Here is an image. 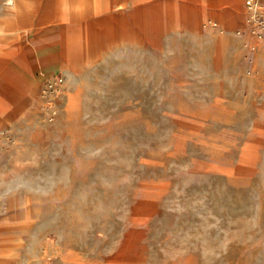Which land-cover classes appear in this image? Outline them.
I'll use <instances>...</instances> for the list:
<instances>
[{
    "label": "rangeland",
    "instance_id": "obj_1",
    "mask_svg": "<svg viewBox=\"0 0 264 264\" xmlns=\"http://www.w3.org/2000/svg\"><path fill=\"white\" fill-rule=\"evenodd\" d=\"M257 15L0 0V264H264Z\"/></svg>",
    "mask_w": 264,
    "mask_h": 264
},
{
    "label": "bare ground",
    "instance_id": "obj_2",
    "mask_svg": "<svg viewBox=\"0 0 264 264\" xmlns=\"http://www.w3.org/2000/svg\"><path fill=\"white\" fill-rule=\"evenodd\" d=\"M234 1V0H233ZM264 3V0H254L251 6H248L249 10L256 11ZM11 89V91H9ZM9 100L17 97L18 91L10 85H4L3 90L1 91Z\"/></svg>",
    "mask_w": 264,
    "mask_h": 264
},
{
    "label": "built area",
    "instance_id": "obj_3",
    "mask_svg": "<svg viewBox=\"0 0 264 264\" xmlns=\"http://www.w3.org/2000/svg\"><path fill=\"white\" fill-rule=\"evenodd\" d=\"M254 0H246L248 6L253 4ZM256 12L259 13L257 17L254 16L253 21H255V27H258V34L264 35V3L257 8Z\"/></svg>",
    "mask_w": 264,
    "mask_h": 264
},
{
    "label": "clouds",
    "instance_id": "obj_4",
    "mask_svg": "<svg viewBox=\"0 0 264 264\" xmlns=\"http://www.w3.org/2000/svg\"><path fill=\"white\" fill-rule=\"evenodd\" d=\"M9 3H11V0H8Z\"/></svg>",
    "mask_w": 264,
    "mask_h": 264
}]
</instances>
